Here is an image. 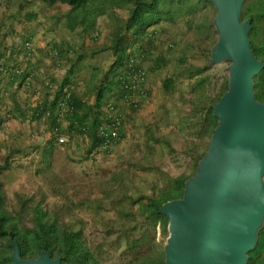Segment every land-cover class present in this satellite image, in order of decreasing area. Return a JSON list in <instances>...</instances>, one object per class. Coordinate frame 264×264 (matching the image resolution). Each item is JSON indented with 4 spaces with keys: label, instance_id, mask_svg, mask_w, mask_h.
I'll return each mask as SVG.
<instances>
[{
    "label": "rangeland",
    "instance_id": "374dc122",
    "mask_svg": "<svg viewBox=\"0 0 264 264\" xmlns=\"http://www.w3.org/2000/svg\"><path fill=\"white\" fill-rule=\"evenodd\" d=\"M247 1L254 14V0ZM117 12L127 15L122 7ZM215 14V4L207 0L191 14L161 18L136 37V52L144 53L141 60L156 85L153 109L127 120L126 132L109 150H89L87 144L73 153L66 143H56L46 155L12 145L0 153V162L4 157L9 162L0 176L4 207L16 213L20 195L56 213L60 222L81 229L100 264H128L136 252H151L155 243L164 246L169 219L165 227L160 222L152 225L132 199L150 193L165 174L196 172L207 150L210 136L198 131L196 121L200 108L228 85L231 64L228 58L210 62L218 39ZM259 28L264 37V20ZM169 76L173 81L165 90L163 80ZM261 177L264 185V171ZM263 222L264 216L259 226ZM141 234L142 246L128 250L129 241Z\"/></svg>",
    "mask_w": 264,
    "mask_h": 264
},
{
    "label": "water",
    "instance_id": "95a60500",
    "mask_svg": "<svg viewBox=\"0 0 264 264\" xmlns=\"http://www.w3.org/2000/svg\"><path fill=\"white\" fill-rule=\"evenodd\" d=\"M218 31L210 62L228 58V89L213 106L218 123L183 195L167 200L164 244L167 264H245L264 216V103L253 96L254 74L263 66L241 20L243 0H211ZM13 264H57L45 251L23 259L12 241Z\"/></svg>",
    "mask_w": 264,
    "mask_h": 264
},
{
    "label": "crops",
    "instance_id": "0c3cea01",
    "mask_svg": "<svg viewBox=\"0 0 264 264\" xmlns=\"http://www.w3.org/2000/svg\"><path fill=\"white\" fill-rule=\"evenodd\" d=\"M66 10L65 4L44 0H7L0 7V153L12 145L37 154L55 140V125L67 135L71 151L80 152L89 145L92 117L97 114L101 120V104L110 96L123 114L120 135L126 132L127 120L135 121L144 109H153L156 85L150 70L145 96H133L136 105L120 99L115 79L120 66L110 69L116 54L108 16H98L88 30H71ZM138 36L126 38L125 48L136 51ZM27 39L34 47L29 56L23 46ZM107 81L109 88L98 103V88ZM65 89L72 112L62 119L46 114Z\"/></svg>",
    "mask_w": 264,
    "mask_h": 264
},
{
    "label": "trees",
    "instance_id": "16d2710c",
    "mask_svg": "<svg viewBox=\"0 0 264 264\" xmlns=\"http://www.w3.org/2000/svg\"><path fill=\"white\" fill-rule=\"evenodd\" d=\"M49 4H65L68 27L71 30L85 31L95 25L96 18L107 15L110 21V35L112 48L116 58L110 69L117 68L125 60V41L128 34L139 35L144 28L158 22L161 18L173 19L176 15L191 14L199 3L207 0H44ZM211 1V0H209ZM256 10L249 13L251 7L247 0H243L240 10L241 20L250 19L247 38L253 55L263 63V66L252 77L253 96L264 103V37L259 34V23L264 20V0H254ZM125 8L127 15L121 17L117 9ZM215 25V24H214ZM216 27V26H215ZM202 80V79H201ZM204 80V79H203ZM173 78L163 80V88L168 90ZM102 85L97 91V102L105 96L109 82ZM228 85L208 104L200 110L201 118L198 122V131L207 132L209 136L218 123V117L213 112V106L218 101ZM99 118L94 115L89 125V150L98 145L97 126ZM201 129V130H200ZM198 137L200 133H198ZM57 141L49 140L48 144L40 150L41 155L50 154ZM59 144V143H58ZM9 166L8 157L0 162L1 173ZM195 172L171 176L165 174L162 183H155L150 193H141L132 199L138 205L139 214L155 225L160 222L164 227L168 216L161 211V206L170 199L183 195L186 180ZM19 209L16 213L4 207V191L0 178V264H13L11 257L13 251L12 241L16 242L23 259L36 257L45 251L52 258H59L57 264H100L96 253L84 239L81 229L70 228L66 223L60 222L58 215L43 209L40 204L30 202L17 195ZM144 198V199H143ZM28 219V222L24 221ZM257 241L248 250L245 264H264V222L256 230ZM144 234L132 238L128 243V250L142 246ZM128 264H167L165 261L164 246L156 244L151 252H136Z\"/></svg>",
    "mask_w": 264,
    "mask_h": 264
},
{
    "label": "built area",
    "instance_id": "2783aa9c",
    "mask_svg": "<svg viewBox=\"0 0 264 264\" xmlns=\"http://www.w3.org/2000/svg\"><path fill=\"white\" fill-rule=\"evenodd\" d=\"M7 0H0V7ZM25 55L29 56L33 51L32 42L27 39L23 42ZM144 55L133 51L131 48L125 50L124 63L118 69L116 74L117 86L119 88V96L123 102H131L136 105V100H133L134 94L145 96V83L148 77V70L141 60ZM101 108L103 110L101 120L97 126L98 145L97 149L107 151L118 140L123 123V114L117 108V101L110 96L105 99ZM72 112V106L69 103V91L65 89L62 95L57 99L52 110L47 109L46 114H53L57 119H62L66 114ZM52 133L55 140L59 144L67 143V135L59 130L57 125L53 126Z\"/></svg>",
    "mask_w": 264,
    "mask_h": 264
}]
</instances>
